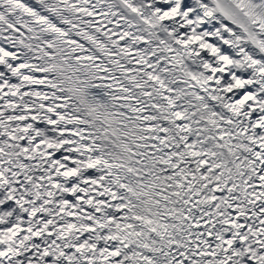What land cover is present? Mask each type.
Returning <instances> with one entry per match:
<instances>
[{"label":"snow or ice","instance_id":"snow-or-ice-1","mask_svg":"<svg viewBox=\"0 0 264 264\" xmlns=\"http://www.w3.org/2000/svg\"><path fill=\"white\" fill-rule=\"evenodd\" d=\"M0 264H264V0H0Z\"/></svg>","mask_w":264,"mask_h":264}]
</instances>
